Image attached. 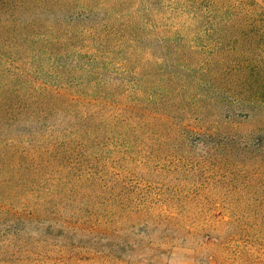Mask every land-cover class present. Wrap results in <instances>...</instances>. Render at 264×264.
<instances>
[{"label":"trees","instance_id":"trees-1","mask_svg":"<svg viewBox=\"0 0 264 264\" xmlns=\"http://www.w3.org/2000/svg\"><path fill=\"white\" fill-rule=\"evenodd\" d=\"M170 133L264 151V0H0V215L37 188L30 222L97 189L104 154Z\"/></svg>","mask_w":264,"mask_h":264},{"label":"rangeland","instance_id":"rangeland-1","mask_svg":"<svg viewBox=\"0 0 264 264\" xmlns=\"http://www.w3.org/2000/svg\"><path fill=\"white\" fill-rule=\"evenodd\" d=\"M170 135L104 154L97 189L49 199L30 222L42 192L5 201L0 223L20 231L1 239L0 264H264V151Z\"/></svg>","mask_w":264,"mask_h":264}]
</instances>
